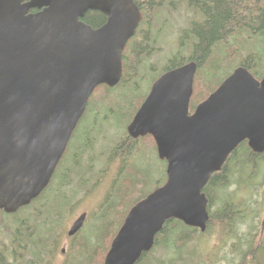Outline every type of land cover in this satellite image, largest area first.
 <instances>
[{
  "label": "water",
  "instance_id": "obj_1",
  "mask_svg": "<svg viewBox=\"0 0 264 264\" xmlns=\"http://www.w3.org/2000/svg\"><path fill=\"white\" fill-rule=\"evenodd\" d=\"M89 10L106 24L82 22ZM141 20L133 0H0V211L17 213L48 186L94 91L120 82ZM195 73L188 64L160 78L129 126L153 136L167 181L130 210L104 264H138L173 219L204 233L212 175L244 142L264 154V78L238 67L189 115Z\"/></svg>",
  "mask_w": 264,
  "mask_h": 264
},
{
  "label": "flooded vegetation",
  "instance_id": "obj_2",
  "mask_svg": "<svg viewBox=\"0 0 264 264\" xmlns=\"http://www.w3.org/2000/svg\"><path fill=\"white\" fill-rule=\"evenodd\" d=\"M133 2L140 10L142 20L123 51L120 82L114 87L101 85L94 91L48 186L30 205L19 210H22L19 216L23 222L18 233L40 235L42 227L44 234L45 231L52 233L51 243L58 247L52 246L48 250L45 256L47 264H59L58 258L65 257L68 248L72 253L60 264H71L77 254V248L87 239L91 245H99L98 253L101 258L109 242L108 251L110 250L112 241L130 210L163 186L160 184L164 181L166 183L167 162L160 159L153 136L147 134L135 137L129 132V126L150 96L153 85L165 74L188 64H195L189 115L194 114L198 105L218 88L211 91L213 85L208 87L205 84L200 87L197 82L198 76L204 70L202 61L205 57L194 30L202 25L203 15L194 11L183 0H172L165 6L167 9L162 11L160 10L164 8L163 4L158 5L157 0L153 3L152 0ZM176 10H179L180 15L187 16L181 15L178 33L170 35L168 26L172 24L168 25L167 18L160 19L159 14ZM81 21L97 30L106 24L108 17L99 11L89 10ZM228 41L231 40L226 39V44ZM263 78L264 75L258 80ZM199 100L202 101L198 102ZM153 158L163 165L160 180L153 175L151 167L149 168ZM135 177L139 179L138 182L130 180ZM125 191L128 195L123 199ZM96 200L94 210L89 214L86 206ZM244 202L247 206L253 204L249 199ZM256 202L262 205L256 222L252 225L250 215L245 217L233 213L232 219L235 221L224 229L226 237L222 240L233 243L232 253L236 249L234 246L243 248V253L237 257L248 258L247 253H254L252 247L256 246V256L264 261V200L261 198ZM110 214H116L111 224L110 221H105ZM82 217V227L70 235L73 226ZM241 218L248 220V224L244 226L247 225L246 229H242L238 222ZM28 219L33 222H28ZM56 220H59L60 224L57 225ZM95 222L99 225L92 230L90 236H85L86 226ZM104 223H109L111 227L108 225L110 232L102 239L100 229H103ZM0 232H3L2 235L7 239V225L1 222ZM114 233L116 235L112 238ZM45 240L47 243L48 239Z\"/></svg>",
  "mask_w": 264,
  "mask_h": 264
},
{
  "label": "trees",
  "instance_id": "obj_3",
  "mask_svg": "<svg viewBox=\"0 0 264 264\" xmlns=\"http://www.w3.org/2000/svg\"><path fill=\"white\" fill-rule=\"evenodd\" d=\"M170 2V0H157V4L160 6L163 4V7L168 6ZM183 2L203 15L202 25L194 30L205 57L202 61L204 70L201 71L197 80L200 87L205 84L208 87L213 85L211 91L219 87L220 83L229 77L236 67L234 64L239 55L245 51H249L250 54L248 58L238 63L239 66L249 69L257 79L262 78L264 75V0H183ZM226 39L231 41L226 44ZM200 101L202 100L198 102ZM263 165L264 154H255L248 147L247 142L242 143L227 159L221 171L212 175L204 188V193L209 199L207 231L201 233L198 229L187 227L178 220H170L165 224L163 231L156 236L152 251L145 254L138 264H148L158 248L169 249L170 254L174 255L173 258L168 259L167 263L163 261L160 264H189L191 262L193 264H217L221 261L229 263L226 257L213 260L211 255L198 257L195 251L189 253L186 251V255H192V257L185 258L183 257L184 247L199 241V236L205 237L217 229L227 228L235 221L232 219L233 213L245 217L250 215L252 225L256 222L262 205L258 204L254 198L264 187ZM130 180L139 181L137 177L130 178ZM164 183L165 181L160 185ZM131 190L132 188L128 192ZM245 191H250V194L246 195ZM128 192L123 193V199ZM247 199L253 204L247 206L244 202ZM217 201L222 205L219 210L214 211L213 207L217 205ZM20 212L22 210L13 215L0 212V218L9 217L11 219L7 224L9 231L7 239L2 235L3 232H0V264H47L45 256L54 246L51 243L52 233L45 231L44 234L42 227L40 235H21L18 233L23 222L22 217L19 216ZM125 216L126 213L122 215L121 223ZM27 221L33 222L32 219ZM0 222L4 225L6 219ZM238 222L240 226L248 224L246 218H241ZM56 224H60V221L56 220ZM108 225L109 223H104L103 229H100L102 239L110 232ZM115 235L116 233L112 235V238ZM45 239H48L47 243ZM57 247L55 244L54 248ZM98 247L97 244L91 245L87 239L77 248V254L71 264H103L110 242L105 246L106 249L101 258ZM234 247L236 248L233 252L235 257L243 253L241 246ZM252 248H254V253H247L248 258L244 257L245 259L240 264H264V261L256 256V246ZM178 252L180 255L176 257Z\"/></svg>",
  "mask_w": 264,
  "mask_h": 264
},
{
  "label": "rangeland",
  "instance_id": "obj_4",
  "mask_svg": "<svg viewBox=\"0 0 264 264\" xmlns=\"http://www.w3.org/2000/svg\"><path fill=\"white\" fill-rule=\"evenodd\" d=\"M170 1H172V0H170ZM165 9H167V7H164L160 11L165 10ZM160 11H158V13ZM181 15H182V17L183 16H187L186 14H184V15L181 14ZM181 15L179 13V10L173 11L171 13L170 12H167V11H163V13L159 14V18L160 19L167 18L168 19V25H169V23L172 24V26L171 25H169V26L167 25L169 27L168 31H169V34L170 35H176L178 33L179 25H180V22H181ZM185 21H187V20H185ZM253 45H254V43H253ZM249 54H250L249 51H245V52L241 53L239 55V57L237 58V61L234 64L236 66L234 69H236L237 67H239V64L238 63L239 62H242L246 58H248V55ZM258 70L260 71V68H258ZM227 72L229 73L230 70L227 71ZM222 76L223 75H221V77ZM150 167H151V171H152L153 175H156L158 177V179L160 180L161 177H162V169H163L162 163L158 159H154L153 158L151 160L150 164H149V168ZM262 169L264 170V165H263V168ZM154 187L155 186L153 184V188ZM245 194L246 195H249L250 194V191H245ZM241 195H243V194L241 193ZM260 196L264 200V187L260 191H258V196L256 198H254V199L255 200H260L261 199ZM96 202H97V200L89 203L86 206V211H88L89 214H90V212H92L94 210L93 205L96 204ZM98 204H97V207H98ZM216 204L217 205H215L213 207V210L214 211L219 210L220 206L222 205V203L219 202V201H217ZM115 217H116V214H115L114 217H113V214H110L105 219V221L106 222H109L110 221L109 223L111 224L112 223L111 222L112 219H114ZM4 219H6L5 225H7L9 221H11V219L9 217H7V218L1 217L0 218V221L1 220H4ZM248 220H250V217H248ZM98 225H99V223L98 222H95V223H93L90 226H86V228H85V236H87V237L90 236L92 234V230H94ZM244 226L245 225H243V226L241 225L242 229H244V228L246 229L247 225H246V227H244ZM109 227H111V226L109 225ZM224 229H221V230L220 229H217L215 232H213L211 234H207L205 237L204 236H199V241H196V242L188 245L187 247H184L185 252L183 253V257H185V258H191L192 255H186L187 254L186 251H188V253L195 251V255L198 256V257H201V256L202 257H206L208 255H211L213 260L214 259H221L223 257H226L228 259V261H229V263L228 262H225V261H221V262H219L217 264H240L241 261H243V259H245V258H243V256H241V257H235L233 255V253H232V249H233V245L232 244L233 243L230 244L228 241L224 242L222 240V239H224V237H226V234H224L225 233L224 232ZM222 233H223V235H222ZM99 249H100V247H99ZM105 249H106V247H105ZM105 249H104V251H105ZM70 253H72V250L68 248V251H67L65 257H59L58 258L59 264L60 263H64L66 261V259H68V255ZM179 255H180V253L178 252L176 254V257L179 256ZM173 257H174V255L170 254V250L169 249H161V248H158L156 250L155 254L153 255L151 261L148 264H160V262H163V261H165L167 263L168 259H171ZM156 259H159V260H156ZM189 264H193V263L191 262Z\"/></svg>",
  "mask_w": 264,
  "mask_h": 264
},
{
  "label": "bare ground",
  "instance_id": "obj_5",
  "mask_svg": "<svg viewBox=\"0 0 264 264\" xmlns=\"http://www.w3.org/2000/svg\"><path fill=\"white\" fill-rule=\"evenodd\" d=\"M63 188V187H62ZM111 239V238H110Z\"/></svg>",
  "mask_w": 264,
  "mask_h": 264
}]
</instances>
